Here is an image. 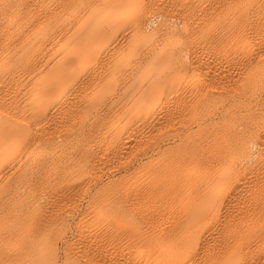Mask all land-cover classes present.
I'll list each match as a JSON object with an SVG mask.
<instances>
[{"label":"bare ground","instance_id":"1","mask_svg":"<svg viewBox=\"0 0 264 264\" xmlns=\"http://www.w3.org/2000/svg\"><path fill=\"white\" fill-rule=\"evenodd\" d=\"M117 174L44 260L264 264V0H0V264Z\"/></svg>","mask_w":264,"mask_h":264},{"label":"rangeland","instance_id":"2","mask_svg":"<svg viewBox=\"0 0 264 264\" xmlns=\"http://www.w3.org/2000/svg\"><path fill=\"white\" fill-rule=\"evenodd\" d=\"M150 13L153 15L157 13L155 9H151ZM169 17H163L156 19L155 27L150 31L163 32L168 29L169 26ZM190 76V75H189ZM187 78H194V76H190ZM175 146V145H173ZM172 153V152H171ZM145 170V169H144ZM143 170V171H144ZM146 171V170H145ZM144 171V172H145ZM143 172V173H144ZM142 173V174H143ZM93 176V172H91ZM124 174H117V176H113L111 179L105 177L104 181L100 184V187L93 192V194L89 195L86 200L83 202H76L73 204H68L65 209H61L62 212H66V217L70 219V221H56L52 226L42 229L39 233L42 241V245L39 247L43 252L42 257L43 260L46 259L47 256H50L56 248H61V254L63 252V245L61 243V239L69 240L70 243H74L78 239L79 229L78 224L82 220H91L96 217L98 214L105 213L107 209H117L112 208L110 206H106L104 201L111 200L114 193L120 190L123 187H128L130 184L131 176L123 177ZM135 176V175H134ZM135 179V178H134ZM188 203V200H184L180 204V209H183V204ZM44 206V205H43ZM38 209H13L10 214H7V229H12L15 227L16 223H19V227L21 225H25L23 236L18 241H11L10 244L12 250L16 249L18 246L23 247V244L26 242V239L30 235H34L37 233L35 228V224L33 222V218L38 216L40 213L45 212V206ZM155 208V207H153ZM15 227V228H19ZM56 244H59L56 245ZM14 247V248H13ZM41 260L34 259L33 257L25 258L20 261L18 264H77L74 262H66L65 260H53L49 259L40 262ZM78 264H81L78 262Z\"/></svg>","mask_w":264,"mask_h":264}]
</instances>
